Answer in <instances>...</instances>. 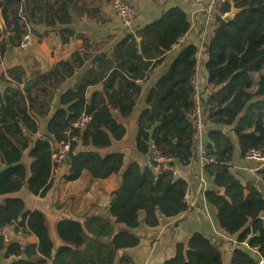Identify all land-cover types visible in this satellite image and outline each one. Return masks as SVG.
I'll list each match as a JSON object with an SVG mask.
<instances>
[{
    "label": "trees",
    "instance_id": "16d2710c",
    "mask_svg": "<svg viewBox=\"0 0 264 264\" xmlns=\"http://www.w3.org/2000/svg\"><path fill=\"white\" fill-rule=\"evenodd\" d=\"M17 2L22 0H0V15L8 29L9 10ZM27 8L25 3L24 10ZM12 11L16 21L15 34L21 40L26 30L22 33L17 22L18 11ZM61 12L65 14L68 9L61 8ZM222 13H232V20L226 21L223 16L216 19L208 40H205L202 61L209 82L219 87L214 92L218 106L228 102L217 109L212 108L208 121L232 124L243 113L235 132L241 144V155H245L250 139L264 144V73L261 71L264 69V0H232L222 7ZM189 26L187 13L181 8H172L142 30L144 40L141 45L134 34H127L115 47L114 57L107 58L105 54L106 58L100 60L90 59L97 46H93L86 36L79 35L84 41L82 49L75 51L70 60L60 62L56 69L48 71L44 78L57 76L60 69L62 75L66 71L71 76L76 67L86 64H89V70L61 94L60 104L53 114L51 105L37 103L30 96L32 88L41 83L40 78L24 88L28 92L27 97L19 87L22 78L16 77L15 83L7 80L11 85L0 92V165L9 164L11 168L0 172V251L5 250L7 257H17L8 264H41L43 256L51 257L53 264H71L68 255L82 244H88L90 248L88 257H84L87 264H133L129 256L117 260L113 239L124 230L117 229L108 218L89 215L84 220L61 219L56 230L62 245L56 250L46 215L40 210L24 212V198L14 195L25 185L35 195L49 189L55 179L49 141L62 140L64 131L84 112L91 120L84 130H74L80 135L82 149L77 142L72 145L64 174L66 180H76L85 171L95 179L122 173V183L115 194L121 204L128 202L138 211V216L128 227L136 226L142 216L145 220L150 205L165 217H174L186 210V181L176 179L171 171L155 174L138 162L125 167L123 152L104 155L101 150L126 134V127L114 116L113 110L124 118L133 114L142 90L136 79L145 77L151 60L170 50ZM62 33L69 37L75 31L65 28ZM68 37L64 36L62 41L65 43ZM11 42L10 35L2 37L0 64ZM183 50L170 70L150 90L147 105L137 121L138 152L148 154L149 141L153 139L162 152L173 159L170 163L173 167L177 163L188 166L196 161L197 156V142L190 118L193 89L189 80L198 64V47L190 44ZM162 61V58L157 60L155 65ZM254 70L259 72V87L251 94L248 91L252 84L251 71ZM100 81L104 83L103 89L88 94L89 88ZM256 95L262 100L250 104V99ZM46 119V132L34 139L41 122ZM252 125L258 135L243 132L245 127ZM207 136L210 154L216 162L205 170L216 188L207 190L206 198L216 209L219 228L226 234L239 235V244L233 250L230 264H259V258L242 242L248 239L257 245L264 257V196L251 183H244L233 173L230 166L233 143L227 133L211 128ZM27 149L30 160L28 165H24L22 161ZM20 216H23L21 220ZM14 222L35 233L39 244L22 246L19 241L5 244L1 230ZM89 236L95 238L90 240ZM24 256L25 259L22 258ZM223 263L222 248L205 234L195 232L187 244H177L175 255L164 264Z\"/></svg>",
    "mask_w": 264,
    "mask_h": 264
},
{
    "label": "crops",
    "instance_id": "0c3cea01",
    "mask_svg": "<svg viewBox=\"0 0 264 264\" xmlns=\"http://www.w3.org/2000/svg\"><path fill=\"white\" fill-rule=\"evenodd\" d=\"M129 1L138 10V16L132 29L125 27L121 23L111 7L110 0H22L23 10L25 3L28 6L24 10L25 13L32 12L34 14V18L30 23L27 16L21 11L23 23L25 25L28 23L31 29L33 28L34 42L28 49L13 47L8 49L0 64V92H3L11 85L7 80L15 83L16 77L22 78V81L19 82V87L24 90L26 86H30L40 78L41 83L32 88L30 96L37 103L51 105V114H53L60 104L61 94L66 89L71 88L89 70V64L76 67L74 74L70 76V73L66 71L65 75H62L59 68L60 72L57 76L44 78L48 71L56 69L60 62L70 60L75 51L82 49L84 41L79 35L86 36L93 43V46H97V50L90 59L97 58V60H100L106 58L105 54L107 58H112L114 57L115 47L127 34H134L137 43L141 45L144 40L141 32L147 25L160 19L168 10L175 7L181 8L188 15L189 30L179 38L178 42L170 50L166 51L162 56L151 60V66L145 77L136 79V83L141 86L142 90L140 96L136 99L133 114L124 118L118 111L113 110L114 116L126 127V134L120 140H113L108 148L101 150L104 155L112 152H123L125 155V167L132 162H138L144 168L147 167V154L139 153L136 145L139 115L147 105L150 90L170 70L174 61L183 53L185 47L190 44L198 47V64L194 75L197 73L201 92L203 94L210 93L212 98L217 101L216 97H214V92L219 87H216L214 82H209L208 74L202 61L204 42L209 37V31L205 32L204 30V7L209 0ZM65 7L68 12L62 14L61 8ZM65 28L74 30L75 34L68 37L67 33H62ZM64 36L68 37L65 43L62 41ZM54 46L58 47L57 50L53 49ZM161 58L163 61L155 65L157 60ZM261 71L264 73V69ZM251 77L252 84L248 92L254 94L259 87V72L257 70L251 71ZM191 78L189 86L191 85ZM103 86V81L98 82L97 85L89 88L88 94L96 90H102ZM24 95L26 97L28 95L26 90H24ZM215 96H217L216 93ZM258 100L262 99L256 95L250 99L249 103L251 104ZM227 102L228 100L220 106H224ZM220 106L217 105L215 109ZM262 111L264 112V108ZM242 115L243 113L232 124H215L207 121L205 139L209 143L210 139L207 134L208 129L211 128H219L227 133L233 143V159L230 163L233 173L244 183H251L264 196V172L261 171L259 162L247 159L245 155H241L242 148L235 128L239 124ZM46 129L47 119L41 122L40 131L33 138L40 137L46 132ZM243 132L245 134L255 133L258 135L254 125L245 127ZM77 143L79 148L82 149L81 141ZM29 160V149H27L22 163L28 165ZM63 166H66V170L60 175V170ZM174 168L176 170V179L187 182L193 204L174 217L160 215L150 205L146 212L145 220L142 216L140 222L132 227L128 226L136 219L138 211L128 202L121 204L115 194V191L121 186L122 173H113L106 178L95 179L88 171H85L78 179L68 181L64 178V174L67 171V164H64L53 174L55 179L49 189L43 194L35 195L25 185L19 191H16L17 193H14V195L24 198L26 202L24 212L40 210L46 215L56 250L62 245V240L56 230L60 220L63 218L84 220L91 215L94 217H106L114 223L117 229L124 230L113 239L118 261L123 256H129L133 264H164L175 255L178 243L187 244L193 233L201 232L222 248L224 252L223 264H230L233 250L239 244V235L226 234L218 226L216 209L206 198V191L215 189L216 186L206 170L204 174L202 173L198 161V149L196 161L188 166H182L177 163ZM202 180L206 184L204 190L202 189ZM1 199L2 195L0 196V201ZM262 215L264 216V213ZM22 218L23 216H20L19 220ZM5 227H7L9 235L8 243L10 241H19L22 246L28 244L37 246L39 244V237L28 230V228L26 229L29 232L22 226H18L17 222ZM89 238L92 240L95 237L89 236ZM89 252V245L82 244L68 255V259L71 264H87L84 257H88ZM251 252L259 260L262 257L259 251ZM22 258L25 259L26 257ZM16 259L15 255L7 257L5 250L0 251V264H8Z\"/></svg>",
    "mask_w": 264,
    "mask_h": 264
},
{
    "label": "built area",
    "instance_id": "2783aa9c",
    "mask_svg": "<svg viewBox=\"0 0 264 264\" xmlns=\"http://www.w3.org/2000/svg\"><path fill=\"white\" fill-rule=\"evenodd\" d=\"M111 7L121 23L132 29L136 18L138 16L137 8L129 0H110ZM232 0H209L205 7V32H210L214 26L216 19L219 16H224L222 13V7ZM25 20V18H23ZM33 33L29 24H26V33L22 36L19 47L21 49H28L33 44ZM205 43V42H204ZM57 46H54L53 49L57 50ZM191 85L193 89L192 93V102L193 107L190 111V118L192 120V127L194 131V139L197 142L198 149V161L202 173L204 174L205 168L208 165H211L216 162V158L210 154V148L208 147V142L206 141V122L209 120V114L212 108L217 107L216 101L212 98L210 93H202L200 90L199 79L197 73L191 78ZM91 117L85 112L80 116L78 120L73 122L67 130L64 131V137L59 142L50 140L52 145V162H53V173L57 172L60 166L67 164L70 159V150L72 145L79 141L80 135L75 133L74 130H84L89 124ZM247 159L256 160L260 164V169L264 172V144L260 145L255 140H251L246 154ZM173 159L164 154L162 150L158 147L156 142L151 139L149 141V152L147 154V167L150 168L155 174H161L167 171L173 172V175L176 177V170L170 164ZM206 188L204 180H202V189ZM184 198L187 204V207L192 205L193 200L191 198V192L187 188L184 193ZM1 233L4 238V243H8L9 235L7 227H3ZM244 246L253 251L258 252L259 248L257 245L250 243L248 239L243 241ZM43 262L41 264H53L51 257L43 256ZM259 264H264V257H261Z\"/></svg>",
    "mask_w": 264,
    "mask_h": 264
},
{
    "label": "rangeland",
    "instance_id": "374dc122",
    "mask_svg": "<svg viewBox=\"0 0 264 264\" xmlns=\"http://www.w3.org/2000/svg\"><path fill=\"white\" fill-rule=\"evenodd\" d=\"M16 9L18 11V20L17 22L21 25V30H22V33L25 32L26 30V25L23 23V20H22V15L23 14H26L25 11L23 10L22 8V3H15L14 6H12L9 10V16H10V19H9V22H10V28L8 29V33L7 35H10L12 37V44H9V48L10 47H13V48H20L19 47V43H20V40L16 37V34H15V24H16V21H15V18H14V12L12 10ZM23 14H22V12ZM28 20L30 21V23L32 22V19L34 18V14H32V12H27L26 14ZM31 19V20H30ZM30 26V25H29ZM32 26V24H31ZM8 28V27H7ZM32 33H33V28H32ZM6 35V36H7ZM2 37L3 36V32L0 28V42L2 41Z\"/></svg>",
    "mask_w": 264,
    "mask_h": 264
},
{
    "label": "water",
    "instance_id": "95a60500",
    "mask_svg": "<svg viewBox=\"0 0 264 264\" xmlns=\"http://www.w3.org/2000/svg\"><path fill=\"white\" fill-rule=\"evenodd\" d=\"M223 17H224V19L226 21H230V20H232L233 14L232 13H228V14H225ZM0 28H1L2 32H3V36H6L7 33H8V28H7L6 22L4 21V18H3L2 15H0ZM95 60H97V58H95ZM9 168H11V165H9V164L0 166V172L5 171V170H7ZM65 170H66V166H63L61 168V170H60V175H62ZM245 193L247 194L248 191L245 190Z\"/></svg>",
    "mask_w": 264,
    "mask_h": 264
}]
</instances>
